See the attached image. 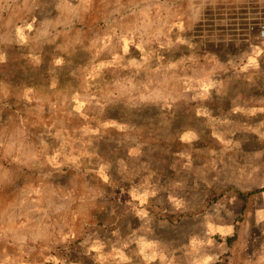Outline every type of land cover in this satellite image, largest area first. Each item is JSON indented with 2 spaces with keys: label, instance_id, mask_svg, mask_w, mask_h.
I'll return each instance as SVG.
<instances>
[{
  "label": "rangeland",
  "instance_id": "1",
  "mask_svg": "<svg viewBox=\"0 0 264 264\" xmlns=\"http://www.w3.org/2000/svg\"><path fill=\"white\" fill-rule=\"evenodd\" d=\"M262 25L264 0H0V264H264Z\"/></svg>",
  "mask_w": 264,
  "mask_h": 264
},
{
  "label": "crops",
  "instance_id": "2",
  "mask_svg": "<svg viewBox=\"0 0 264 264\" xmlns=\"http://www.w3.org/2000/svg\"><path fill=\"white\" fill-rule=\"evenodd\" d=\"M144 242H145V240H143V244H144ZM142 249L143 250H141L140 252H138V251H136V255H140L142 258L143 257H146L147 256V253L149 252H147V251H145V247L144 246H142ZM88 257H89V260H91L92 262H94L95 263V260H94V258H92V256H90V255H88ZM153 260H154V258H153ZM71 264H79V263H77V262H75V263H71Z\"/></svg>",
  "mask_w": 264,
  "mask_h": 264
},
{
  "label": "built area",
  "instance_id": "3",
  "mask_svg": "<svg viewBox=\"0 0 264 264\" xmlns=\"http://www.w3.org/2000/svg\"><path fill=\"white\" fill-rule=\"evenodd\" d=\"M259 37L260 39L264 40V25L260 26Z\"/></svg>",
  "mask_w": 264,
  "mask_h": 264
}]
</instances>
